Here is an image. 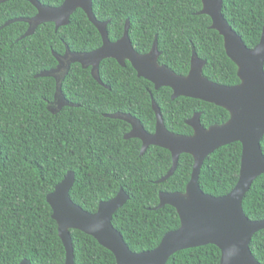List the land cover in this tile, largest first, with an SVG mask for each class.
Here are the masks:
<instances>
[{"label": "trees", "instance_id": "trees-1", "mask_svg": "<svg viewBox=\"0 0 264 264\" xmlns=\"http://www.w3.org/2000/svg\"><path fill=\"white\" fill-rule=\"evenodd\" d=\"M60 7L65 0H38ZM98 21L107 24L108 38L122 39L130 22L129 37L140 55L150 53L155 42L158 63L178 76L191 69L193 51L205 62L203 76L223 86L241 83L237 65L228 57L224 38L211 29L212 19L200 14L201 0H92ZM222 13L245 46L254 49L264 28V0H223ZM37 9L26 0L0 3V264H65L66 251L47 196L69 172L75 174L72 201L94 214L99 204L123 190L129 200L113 217V226L134 253L156 249L164 236L181 226L177 210L158 209L160 194L184 193L191 180L194 158L180 156L172 177L164 178L173 165L167 149L151 146L141 155L139 139L126 140L131 126L106 115L130 114L146 132L156 131L152 98L160 108L164 125L173 134L190 137L188 125L196 114L205 129L223 125L230 113L201 100H172L168 87L155 89L139 78L130 62L115 59L100 64V85L91 68L72 64L62 80L61 91L73 106L52 113L56 80L38 77L58 67L54 54L90 53L102 47L100 32L78 9L69 23L55 30L44 23L22 38ZM264 155V138L261 141ZM241 143L222 147L207 157L201 170V190L214 197L228 195L237 185L242 161ZM243 211L250 221L264 220V175L246 194ZM75 264H117L114 254L93 237L72 230ZM250 249L264 264V230L255 234ZM215 245L174 254L167 264H221Z\"/></svg>", "mask_w": 264, "mask_h": 264}, {"label": "water", "instance_id": "water-1", "mask_svg": "<svg viewBox=\"0 0 264 264\" xmlns=\"http://www.w3.org/2000/svg\"><path fill=\"white\" fill-rule=\"evenodd\" d=\"M8 0H0L4 3ZM36 9L37 15L30 19H16L29 25L22 37L31 36L38 26L54 23L55 30L66 26L70 17L81 9L102 36L103 45L90 53H72L68 48L64 56L54 54L58 61L56 69L42 72L38 77H52L56 80L55 108L52 113L65 106H73L61 91L62 80L72 64H80L84 69L91 68L92 77L102 86L100 64L105 59H115L121 66L130 62L139 78H144L156 90L168 87L173 91L172 100L187 97L201 100L226 109L230 119L223 125L205 129L196 114L188 125L194 130L190 137L168 131L160 108L152 98V108L156 115V131L146 132L141 122L130 114L106 115L111 119L122 120L131 126L124 138L139 139L142 142L141 155L151 146L167 149L172 154L173 165L168 174L159 182H164L175 173L180 156L192 155L194 167L191 180L184 193L160 194L158 209L170 205L180 217L181 226L164 236L160 245L148 252L134 253L126 244L122 234L113 226V217L129 200L121 190L108 202L99 204L96 213L91 214L75 204L70 191L75 183V174L69 172L56 186L47 201L53 211V219L58 224L59 237L66 251L65 264L74 263L72 230L81 231L93 237L100 245L111 251L117 264H167L170 258L181 251L215 245L221 251V264H260L250 249L256 233L264 230L263 221H250L243 211V201L253 183L264 175V155L261 141L264 138V28L261 41L254 49L245 46L241 37L230 27L223 16V0H201L200 14L212 19L211 29L224 38L228 57L237 65L241 83L229 87L216 84L203 76L205 62L195 51L191 59V69L186 77L178 76L168 67L158 63L160 53L155 42L150 53L138 54L129 37L130 22L127 20L121 40L113 43L108 38L107 24L98 21L92 9V0H65L60 7L44 6L38 0H26ZM106 87V86H105ZM242 145L240 177L236 187L226 196L214 197L205 194L199 184L202 167L207 157L222 147L233 143ZM21 264H31L24 260Z\"/></svg>", "mask_w": 264, "mask_h": 264}, {"label": "flooded vegetation", "instance_id": "flooded-vegetation-1", "mask_svg": "<svg viewBox=\"0 0 264 264\" xmlns=\"http://www.w3.org/2000/svg\"><path fill=\"white\" fill-rule=\"evenodd\" d=\"M53 106L56 107V104L54 103Z\"/></svg>", "mask_w": 264, "mask_h": 264}, {"label": "rangeland", "instance_id": "rangeland-1", "mask_svg": "<svg viewBox=\"0 0 264 264\" xmlns=\"http://www.w3.org/2000/svg\"><path fill=\"white\" fill-rule=\"evenodd\" d=\"M55 108V107H54Z\"/></svg>", "mask_w": 264, "mask_h": 264}]
</instances>
